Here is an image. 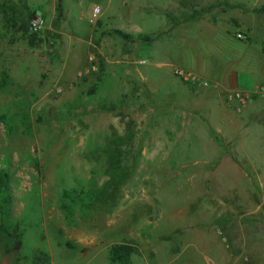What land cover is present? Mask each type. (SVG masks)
<instances>
[{
  "label": "rangeland",
  "instance_id": "1",
  "mask_svg": "<svg viewBox=\"0 0 264 264\" xmlns=\"http://www.w3.org/2000/svg\"><path fill=\"white\" fill-rule=\"evenodd\" d=\"M58 3L0 0V264H111L121 242L133 264H218L230 247L234 264H264V94L239 112L227 94L250 88L218 89L232 74L264 82V0ZM170 23L143 49L114 32ZM241 26L255 27L247 52ZM180 63L208 84L176 76ZM222 154L238 190L214 182ZM231 192L232 238L212 203Z\"/></svg>",
  "mask_w": 264,
  "mask_h": 264
},
{
  "label": "crops",
  "instance_id": "2",
  "mask_svg": "<svg viewBox=\"0 0 264 264\" xmlns=\"http://www.w3.org/2000/svg\"><path fill=\"white\" fill-rule=\"evenodd\" d=\"M176 23H170L167 25L166 28V32H163L159 35V31L157 33H153V32H149V31H145V29H143V27L140 24L136 25L137 28V32L139 34L142 35H151L152 37V41L151 42H146V44H143V40L140 41L141 45L140 47L145 48L146 46H151L153 45L156 40L160 39V36H163L164 34H172L173 30L177 27L175 25ZM229 28V26H228ZM241 29L239 31H235L234 36L237 40L239 41H243L244 43L241 44L240 47L242 48H247L246 52L248 51V45H250L252 43L253 40V36H252V32L255 30V27L253 26H241ZM95 29H92V32ZM229 30V29H228ZM226 30V31H228ZM225 31V32H226ZM230 32V31H228ZM243 33L244 35H246V38L241 39L237 37L238 33ZM93 34H91L92 36ZM229 35V34H228ZM99 36V35H98ZM106 40V37L103 38L102 43ZM248 43V44H247ZM145 46V47H144ZM262 50L264 51V43H263V47ZM250 58V57H249ZM252 59L255 60V57L252 56ZM144 59H140L141 62H143ZM261 61V68L264 69V57L260 60ZM167 61L163 60L161 63H158V66L161 65H166ZM182 68H185L186 70H190L192 72H195L197 74H201L198 71H193L191 69H189V67L185 66L184 63H180L179 65ZM263 74V78H264V70L262 72ZM263 80V79H262ZM256 81L255 79L251 76V74H232V75H228L225 77V80L223 83L219 82V95L220 97H222L220 90L223 89L224 87H226L227 89H235L236 86H240V87H244V89L246 88H252L253 86L256 85ZM233 87V88H232ZM221 161L219 162V168L217 169V173H219V179H211V182H215L216 184H219V191L223 190L224 185L226 184L227 186V190H231L233 191L238 190V186H239V181H240V176H241V172H240V167L238 164H236L233 160L232 157L229 155H224L222 154L220 157ZM201 180H199L200 182ZM198 181L194 182V189L196 191L198 186H201V184ZM236 185V186H235ZM203 191V190H200ZM230 199H224L223 196H219V200L213 201V207H219V214L217 215L218 217L216 218L219 223L220 220L225 219V221L223 223H221V225H219L217 227L219 234L222 235H228L231 238L233 237V230H232V226L230 225L232 223V220H230L229 217H225V213H227L229 210L228 206L226 207L227 203L229 205V207H233L234 205L237 206L239 204L238 201V193L236 194L235 198L233 196V192H231L230 196H228ZM215 205V206H214ZM207 207V204L205 206V208ZM217 225V224H216ZM230 250H226L223 249L222 251L219 250V260H218V264H229L231 262V264H234L235 260L233 258L234 255L238 254V252L234 249H231V247L229 248ZM217 264V263H216Z\"/></svg>",
  "mask_w": 264,
  "mask_h": 264
},
{
  "label": "built area",
  "instance_id": "3",
  "mask_svg": "<svg viewBox=\"0 0 264 264\" xmlns=\"http://www.w3.org/2000/svg\"><path fill=\"white\" fill-rule=\"evenodd\" d=\"M101 13L100 6H95L92 11L93 17L91 18V21L93 22L95 18ZM45 25V20L41 16L33 17L28 25V28L31 32H36L43 28ZM238 38L244 39L246 38V35L243 33L237 34ZM173 72L176 76L180 77L182 80H184L187 83L193 84V85H207V82H204V80L198 76L197 74H194L185 68H182L180 66L173 67ZM255 94H264V82L261 85L254 86L250 88L249 90H234L227 94V101L232 105L235 106L238 111L240 112L248 103L249 99L252 97V95Z\"/></svg>",
  "mask_w": 264,
  "mask_h": 264
},
{
  "label": "trees",
  "instance_id": "4",
  "mask_svg": "<svg viewBox=\"0 0 264 264\" xmlns=\"http://www.w3.org/2000/svg\"><path fill=\"white\" fill-rule=\"evenodd\" d=\"M57 7H58V10L60 11L62 10V0H59ZM232 7H239L244 10L247 9L243 7V4H240V3H235L233 4ZM252 10L254 12L264 11V4L260 8L255 7V8H252ZM114 32L117 33L119 36H121L123 39L130 41V42L143 40L145 37L142 34L133 35V34H130L118 28L114 29ZM35 35H37V33L32 35V39H34ZM146 38L149 41L152 40L151 36H147ZM8 189H9L8 175L5 172H0V192H5ZM135 251H136L135 247L130 243H127V242L114 243L109 248V252H108L109 262L111 264H133L132 255L135 253Z\"/></svg>",
  "mask_w": 264,
  "mask_h": 264
},
{
  "label": "water",
  "instance_id": "5",
  "mask_svg": "<svg viewBox=\"0 0 264 264\" xmlns=\"http://www.w3.org/2000/svg\"><path fill=\"white\" fill-rule=\"evenodd\" d=\"M19 246L16 247V249L18 248Z\"/></svg>",
  "mask_w": 264,
  "mask_h": 264
}]
</instances>
